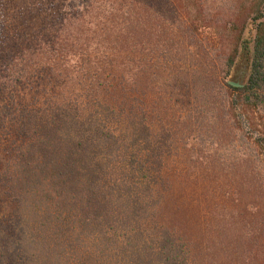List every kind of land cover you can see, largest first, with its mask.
<instances>
[{
	"label": "trees",
	"instance_id": "1",
	"mask_svg": "<svg viewBox=\"0 0 264 264\" xmlns=\"http://www.w3.org/2000/svg\"><path fill=\"white\" fill-rule=\"evenodd\" d=\"M231 1L0 0V264H264V0Z\"/></svg>",
	"mask_w": 264,
	"mask_h": 264
},
{
	"label": "rangeland",
	"instance_id": "2",
	"mask_svg": "<svg viewBox=\"0 0 264 264\" xmlns=\"http://www.w3.org/2000/svg\"><path fill=\"white\" fill-rule=\"evenodd\" d=\"M232 1L231 0H209L208 2V9H212L214 6H224V5H231ZM245 75H246V68H245V65L241 64L237 67V70L235 72V75L231 77V81H243L244 82V79H245ZM261 128H263L261 126ZM228 132V131H227ZM244 134H246V136H248V134H252L253 132L251 131V129L247 126L244 127ZM255 134V133H254ZM255 136L258 137V135L255 134ZM216 146L214 147H208L209 149V153L210 155L212 156V159L214 158V160L217 162L218 160H220V158L224 159L226 157H229V156H233L232 154H246V147L241 143V140L239 139V136H234V139L232 141V143H229V138L226 137L225 138V143H223L221 146H219V148L216 150ZM197 152L195 153V156L193 157V159H196V155H197ZM202 182V181H201ZM198 185L199 189H197V187H189V188H186L185 190L183 189L184 194L186 195H189L190 193L192 192H196L195 195L199 196V198L202 200V198H206V197H210V202H203L201 203V206H199V210L200 212H203V211H206V209H209L211 211H216V207L215 206H209V204L213 203L214 205V202H213V198H212V195L213 194H217L219 191H216V190H212L211 192H206V194L204 193V189H203V182ZM247 198V197H246ZM253 198V197H252ZM196 199V197H195ZM255 199V198H253ZM197 200V199H196ZM258 200H255V202H251V200H244L243 202V205L244 204H249L248 206V210L251 211L252 209H254L252 212H255L253 213V216L254 215H257L256 213V206L258 205L257 204ZM238 203V202H237ZM229 208L228 210H235V209H241V208H233L232 205H229ZM203 210V211H202ZM218 212H219V209H217ZM253 219V217H252ZM257 220V218L255 219ZM243 227V226H242ZM244 228V227H243ZM237 260H239L237 257H234V258H231L230 262L232 261V263H235L237 262Z\"/></svg>",
	"mask_w": 264,
	"mask_h": 264
},
{
	"label": "water",
	"instance_id": "3",
	"mask_svg": "<svg viewBox=\"0 0 264 264\" xmlns=\"http://www.w3.org/2000/svg\"><path fill=\"white\" fill-rule=\"evenodd\" d=\"M230 84L235 85V86H241V84L233 82V81H230Z\"/></svg>",
	"mask_w": 264,
	"mask_h": 264
}]
</instances>
